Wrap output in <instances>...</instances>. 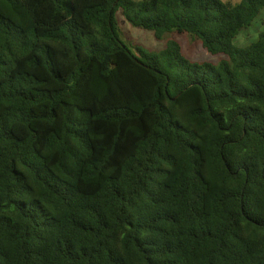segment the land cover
Returning <instances> with one entry per match:
<instances>
[{
    "label": "trees",
    "instance_id": "obj_1",
    "mask_svg": "<svg viewBox=\"0 0 264 264\" xmlns=\"http://www.w3.org/2000/svg\"><path fill=\"white\" fill-rule=\"evenodd\" d=\"M263 11L0 0V264H264Z\"/></svg>",
    "mask_w": 264,
    "mask_h": 264
},
{
    "label": "rangeland",
    "instance_id": "obj_2",
    "mask_svg": "<svg viewBox=\"0 0 264 264\" xmlns=\"http://www.w3.org/2000/svg\"><path fill=\"white\" fill-rule=\"evenodd\" d=\"M224 2H239V0H222ZM120 26L123 32V39L132 48H143L149 53L161 52L169 40L178 41L189 58L194 61L213 60L218 61L220 58L210 56L202 47L199 40L192 38L188 34H170L164 39H158L154 32L132 27L119 13L118 16ZM264 31V11L259 15L256 22L249 29L242 32L236 39L239 47L246 48L256 42L261 32Z\"/></svg>",
    "mask_w": 264,
    "mask_h": 264
}]
</instances>
